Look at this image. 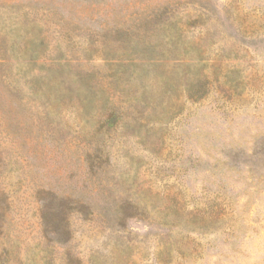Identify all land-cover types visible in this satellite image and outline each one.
<instances>
[{
	"label": "rangeland",
	"instance_id": "rangeland-1",
	"mask_svg": "<svg viewBox=\"0 0 264 264\" xmlns=\"http://www.w3.org/2000/svg\"><path fill=\"white\" fill-rule=\"evenodd\" d=\"M0 264H264V0H0Z\"/></svg>",
	"mask_w": 264,
	"mask_h": 264
}]
</instances>
